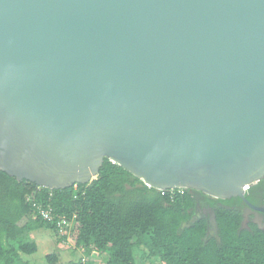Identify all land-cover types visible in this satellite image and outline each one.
I'll list each match as a JSON object with an SVG mask.
<instances>
[{
  "label": "water",
  "instance_id": "95a60500",
  "mask_svg": "<svg viewBox=\"0 0 264 264\" xmlns=\"http://www.w3.org/2000/svg\"><path fill=\"white\" fill-rule=\"evenodd\" d=\"M105 158L149 187L250 204L264 0H0V170L63 189Z\"/></svg>",
  "mask_w": 264,
  "mask_h": 264
},
{
  "label": "trees",
  "instance_id": "16d2710c",
  "mask_svg": "<svg viewBox=\"0 0 264 264\" xmlns=\"http://www.w3.org/2000/svg\"><path fill=\"white\" fill-rule=\"evenodd\" d=\"M197 193L214 204L241 200L191 188L149 187L109 158L91 183L63 189L42 187L0 170V264H28L23 256L35 253L38 245L23 236L41 228L89 255L73 264H97L91 258L94 252L108 256L104 264H138L136 249L161 264H264V229L242 228L241 211L217 206V237L208 236L205 218L192 221ZM38 207H51L56 216L66 217L69 232L59 234ZM47 259L57 263L59 255L51 253Z\"/></svg>",
  "mask_w": 264,
  "mask_h": 264
},
{
  "label": "flooded vegetation",
  "instance_id": "af4514ba",
  "mask_svg": "<svg viewBox=\"0 0 264 264\" xmlns=\"http://www.w3.org/2000/svg\"><path fill=\"white\" fill-rule=\"evenodd\" d=\"M246 198L250 204L243 198L241 200H231L229 203L223 204L213 202L206 199L204 196L197 193L195 215L192 219L196 220V217H203L207 221V235L210 237H217V221L215 215V209L217 206H223V208H235L242 212L241 227L251 229L252 225H256L259 228L264 229V180L254 183L247 190Z\"/></svg>",
  "mask_w": 264,
  "mask_h": 264
},
{
  "label": "rangeland",
  "instance_id": "374dc122",
  "mask_svg": "<svg viewBox=\"0 0 264 264\" xmlns=\"http://www.w3.org/2000/svg\"><path fill=\"white\" fill-rule=\"evenodd\" d=\"M23 240L36 241L38 249L31 255H24L23 260L28 264H73V261H78L81 257L88 258L83 249H76L72 242L58 241L56 234L49 229H37L31 233L23 236ZM75 250L76 252H71ZM56 253L59 255V262L50 263L47 255ZM97 264H104L107 260L106 254H91ZM136 260L138 264H161L160 260L156 257L143 256V252L136 249Z\"/></svg>",
  "mask_w": 264,
  "mask_h": 264
},
{
  "label": "built area",
  "instance_id": "2783aa9c",
  "mask_svg": "<svg viewBox=\"0 0 264 264\" xmlns=\"http://www.w3.org/2000/svg\"><path fill=\"white\" fill-rule=\"evenodd\" d=\"M249 188L250 186H246L245 190H248ZM38 209H39L40 215L42 216L44 220L48 222H52L56 226L59 234L64 235L69 232L70 227H71V222H69V220L66 217L56 216L53 213L52 211L53 209L51 207H38Z\"/></svg>",
  "mask_w": 264,
  "mask_h": 264
}]
</instances>
